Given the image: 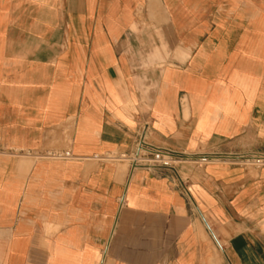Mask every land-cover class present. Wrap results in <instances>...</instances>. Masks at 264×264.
<instances>
[{
	"label": "crops",
	"instance_id": "obj_1",
	"mask_svg": "<svg viewBox=\"0 0 264 264\" xmlns=\"http://www.w3.org/2000/svg\"><path fill=\"white\" fill-rule=\"evenodd\" d=\"M146 124L264 155V0H0V264H264V167Z\"/></svg>",
	"mask_w": 264,
	"mask_h": 264
},
{
	"label": "built area",
	"instance_id": "obj_2",
	"mask_svg": "<svg viewBox=\"0 0 264 264\" xmlns=\"http://www.w3.org/2000/svg\"><path fill=\"white\" fill-rule=\"evenodd\" d=\"M58 159L71 158L70 152L56 154ZM113 162H123L129 165L132 171L146 170L159 175L177 174L183 164L194 163L197 166H204L214 161L239 160L246 164H253L257 167H264V155L245 156L234 159L233 156L221 154H193L158 146L151 140V128L148 124L141 128L134 140L133 145L120 154H112L107 158ZM184 184L185 180L180 178Z\"/></svg>",
	"mask_w": 264,
	"mask_h": 264
}]
</instances>
